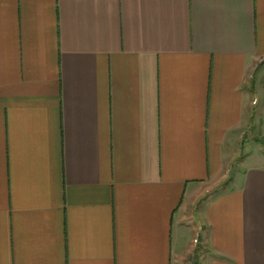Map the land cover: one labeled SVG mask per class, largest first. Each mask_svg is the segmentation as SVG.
Wrapping results in <instances>:
<instances>
[{"label": "crops", "instance_id": "1", "mask_svg": "<svg viewBox=\"0 0 264 264\" xmlns=\"http://www.w3.org/2000/svg\"><path fill=\"white\" fill-rule=\"evenodd\" d=\"M263 140L264 0H0V264H264Z\"/></svg>", "mask_w": 264, "mask_h": 264}, {"label": "rangeland", "instance_id": "2", "mask_svg": "<svg viewBox=\"0 0 264 264\" xmlns=\"http://www.w3.org/2000/svg\"><path fill=\"white\" fill-rule=\"evenodd\" d=\"M253 126L251 129V135L253 137H258V131H259V123L261 121V116L259 114L256 113V108H254V114H253ZM255 139V138H254ZM264 141V140H263ZM263 144H260V142H258L257 144L254 145V148L252 150V153H255L256 149L255 146L257 147V149L262 150V147H264V142H262Z\"/></svg>", "mask_w": 264, "mask_h": 264}]
</instances>
